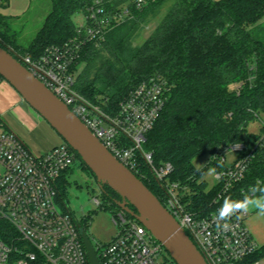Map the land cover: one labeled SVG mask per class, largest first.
Segmentation results:
<instances>
[{
	"label": "trees",
	"instance_id": "1",
	"mask_svg": "<svg viewBox=\"0 0 264 264\" xmlns=\"http://www.w3.org/2000/svg\"><path fill=\"white\" fill-rule=\"evenodd\" d=\"M93 2L51 0V10L28 46L11 32V17L0 14V46L17 58L37 59L49 46L77 35L75 17L84 15ZM104 6L116 19L104 41L83 47L73 67L76 89L115 111L140 82L163 77L171 89L169 100L147 134L144 150L153 153L156 167L173 165L170 181L188 187L183 202L190 208H215L221 189L209 188L203 176L208 169L225 167L216 158L224 146L244 142L251 150L262 133V127L254 133L248 126L264 114V0H144L140 6L137 0H104ZM4 80L0 75V83ZM253 153L246 179L225 198L236 200L252 186L257 188L254 195L264 194V145ZM207 154L210 163L197 168L193 160ZM77 157L90 170L78 153ZM143 167L151 178L143 183L164 203L165 189L152 178L151 169ZM62 180L64 184L66 177ZM101 187L105 198L101 205L121 210L119 203L126 200L120 193L108 183ZM65 189L60 192L63 199ZM17 236L9 222L0 220L2 239L11 243ZM263 259L264 246H260L238 264ZM32 264L49 263L39 256Z\"/></svg>",
	"mask_w": 264,
	"mask_h": 264
},
{
	"label": "built area",
	"instance_id": "2",
	"mask_svg": "<svg viewBox=\"0 0 264 264\" xmlns=\"http://www.w3.org/2000/svg\"><path fill=\"white\" fill-rule=\"evenodd\" d=\"M144 0H137L138 6ZM116 19L107 12L104 0H94L77 24V35L61 45L49 46L37 59L18 58L97 136L105 147L141 181L152 178L165 189L166 209L191 237L208 264H238L260 247L245 224L249 213L233 216L228 230L218 229L214 217L226 195L243 182L254 157V150L264 145L262 133L253 149L244 142L224 146L216 157L225 165L214 172L220 192L215 208L194 210L183 202L188 187L170 181L171 163L156 167L152 152L144 150L147 134L154 128L170 96V87L161 76L140 82L119 104L117 110L105 109L76 89L73 67L90 41L100 43ZM108 106L107 102H104ZM239 144V147L236 145ZM239 154L227 164L225 154ZM77 152L66 141L52 150L36 154L7 127L0 117V220L9 222L18 236L8 243L0 237V264H32L42 256L49 264H90L83 241L82 224L61 202L62 179L77 161ZM205 181V180H204ZM213 185V186H214ZM250 188L244 195H254ZM95 203L100 205L98 198ZM118 232L108 242L94 245L101 264H177L165 246L133 215L121 208L113 214Z\"/></svg>",
	"mask_w": 264,
	"mask_h": 264
},
{
	"label": "water",
	"instance_id": "3",
	"mask_svg": "<svg viewBox=\"0 0 264 264\" xmlns=\"http://www.w3.org/2000/svg\"><path fill=\"white\" fill-rule=\"evenodd\" d=\"M0 75L73 147L97 177L126 200L119 206L139 220L165 246L177 264H208L191 237L159 198L121 163L97 136L11 52L0 46ZM131 205L135 210L128 206ZM90 264H101L87 234Z\"/></svg>",
	"mask_w": 264,
	"mask_h": 264
},
{
	"label": "rangeland",
	"instance_id": "4",
	"mask_svg": "<svg viewBox=\"0 0 264 264\" xmlns=\"http://www.w3.org/2000/svg\"><path fill=\"white\" fill-rule=\"evenodd\" d=\"M50 10L51 0H8L5 5L0 4V14L11 17L9 22L11 32L16 34L18 42L22 46H28L33 41ZM75 21L77 24L83 22L81 13L76 15ZM149 32V30L146 31L139 38L138 43H141ZM7 84L5 80L0 83L1 97L4 96L8 103L5 108L0 106V116L3 117L7 127L15 132L36 154L48 152L61 144L64 139L59 133L10 84ZM262 121H264V114L256 121L251 122L248 130L259 133ZM238 156L239 154L236 152L226 153L227 164L231 165ZM211 159V155L207 154L195 158L193 164L202 169L210 163ZM209 170L202 180H205L210 188L215 184V180L214 173L208 174ZM63 187L66 189L61 202L63 203L65 200L92 243L97 245V243L111 240L118 232V227L112 219L115 210L101 205L104 204L105 198L98 179L90 170L84 168L79 159L66 174V182L61 185V188ZM95 198L100 200V205L95 203ZM261 264H264V260Z\"/></svg>",
	"mask_w": 264,
	"mask_h": 264
},
{
	"label": "clouds",
	"instance_id": "5",
	"mask_svg": "<svg viewBox=\"0 0 264 264\" xmlns=\"http://www.w3.org/2000/svg\"><path fill=\"white\" fill-rule=\"evenodd\" d=\"M236 147H239V144H237ZM214 172L215 169H210L208 174H213ZM249 190L251 193L257 192L255 186L250 187ZM250 211H255L258 215L264 216V194L244 195L241 200L225 198L223 204L217 209V214L214 217L216 227L226 231L230 227L229 221L233 216L239 219L240 215L247 214Z\"/></svg>",
	"mask_w": 264,
	"mask_h": 264
},
{
	"label": "crops",
	"instance_id": "6",
	"mask_svg": "<svg viewBox=\"0 0 264 264\" xmlns=\"http://www.w3.org/2000/svg\"><path fill=\"white\" fill-rule=\"evenodd\" d=\"M82 17H83V15H82ZM6 87L8 88V86H6ZM0 102H1L0 106H2L1 108H5L8 104L6 99H4V96L1 97V94H0ZM0 117L3 119L2 116H0ZM246 226L249 229V231L251 232V234H252L253 238L255 239V241L257 242V244L259 246H264V216L258 215L255 211H250L249 215H248L247 222H246ZM261 263H262V261H260L256 264H261Z\"/></svg>",
	"mask_w": 264,
	"mask_h": 264
}]
</instances>
